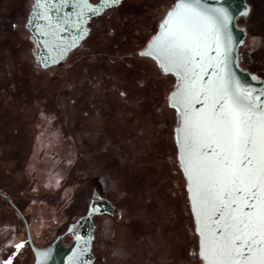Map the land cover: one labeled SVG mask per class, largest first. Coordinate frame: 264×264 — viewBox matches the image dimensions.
Masks as SVG:
<instances>
[{
  "label": "rangeland",
  "instance_id": "rangeland-1",
  "mask_svg": "<svg viewBox=\"0 0 264 264\" xmlns=\"http://www.w3.org/2000/svg\"><path fill=\"white\" fill-rule=\"evenodd\" d=\"M27 1L0 0V156L5 160L0 178L26 210L34 242L48 243L66 231L98 190L115 212L95 217V264H195L174 120L140 124L120 146L113 130L126 126L138 100L119 106L106 98L100 106L68 92L98 62L95 54L124 56L143 49L174 0H125L93 20L97 46L71 54L65 70L44 71L33 68L29 32L14 18L24 13ZM248 1L252 10L243 21L248 37L241 52L245 66L264 75V0ZM113 91L123 93L120 87ZM92 110L104 115L92 122ZM105 124L109 128L100 127ZM0 219V264H31L34 254L15 213L0 205Z\"/></svg>",
  "mask_w": 264,
  "mask_h": 264
},
{
  "label": "snow or ice",
  "instance_id": "snow-or-ice-1",
  "mask_svg": "<svg viewBox=\"0 0 264 264\" xmlns=\"http://www.w3.org/2000/svg\"><path fill=\"white\" fill-rule=\"evenodd\" d=\"M213 11L221 24L191 4H178L140 55L153 56L187 82L171 99L180 105L177 111L184 109L178 143L201 258L205 264H264V101L249 90H234L224 78L219 87L194 92L197 69L205 70L211 44L220 55L219 33L229 20L223 10ZM194 95L197 102L201 95L211 101L207 112H189Z\"/></svg>",
  "mask_w": 264,
  "mask_h": 264
},
{
  "label": "water",
  "instance_id": "water-1",
  "mask_svg": "<svg viewBox=\"0 0 264 264\" xmlns=\"http://www.w3.org/2000/svg\"><path fill=\"white\" fill-rule=\"evenodd\" d=\"M123 1L119 0V3H113V0H34L27 28L30 30L31 38L36 44L37 51L34 54L36 62L43 69L66 63L71 53L90 36L92 19L103 15L111 8L119 7ZM180 3L193 5L201 13L216 19L218 24L222 22L213 10L221 9L229 17L227 25L222 27L219 33L220 55L217 56L216 54V45L211 44L204 59L205 70L197 69L200 79L196 83L194 92L198 93L209 87H219L222 83L221 78H224L231 83L234 90L237 87L240 90H249L253 96L259 95L260 100L264 101V95H260L264 93V78L245 68L241 62V49L246 44L248 31L245 26L239 24L238 20L240 17L249 16L251 13L252 7L248 0H198V3L197 0H174L163 19L159 22L156 32L152 35L146 47L139 51V54L149 50V45L162 32L160 26L166 19L167 14L170 11L175 12L176 6ZM192 23L195 26L198 22L193 20ZM148 57L153 58V56ZM153 59L164 74L173 75L176 78V85L168 96V102L169 106L177 112V125L174 128V136L178 150V162L186 180L187 197L190 210L194 216L195 232L199 237V257L205 264L200 256L201 237L197 232V221L190 199L189 183L181 165V148L178 143L182 136L178 129L181 127L184 109L181 108L180 111H177L180 105L173 106L174 102L171 99L173 93L182 91L187 82L181 79L176 71H166L157 59ZM209 65L211 66L209 67ZM209 81L212 83L209 84ZM210 104L211 101H206L203 95L200 96L199 102H197L194 95L191 98L189 112L191 114L207 112ZM206 150L211 154L210 148ZM6 198L11 201V198ZM114 212L115 205L112 201L104 197L98 190H94L88 211L71 222L66 230V234L72 235V241L65 245L63 243L64 235H59L46 247L36 245L29 223L24 214L20 212L26 225L27 240L34 254V261L31 264H93L95 261L93 253L94 217L102 214L113 215Z\"/></svg>",
  "mask_w": 264,
  "mask_h": 264
},
{
  "label": "trees",
  "instance_id": "trees-1",
  "mask_svg": "<svg viewBox=\"0 0 264 264\" xmlns=\"http://www.w3.org/2000/svg\"><path fill=\"white\" fill-rule=\"evenodd\" d=\"M247 17L248 16L240 17L238 20L239 24L245 26L246 28L247 26L243 23V21ZM122 40L124 39L121 38V41ZM89 42H91V44H89ZM97 43L98 41L95 40L92 34L87 40H85L84 45L80 48H77L73 54H79L82 51L84 53V51H86L87 49H91L97 46ZM87 44H89V48L85 47ZM117 50H119L118 47ZM241 55L243 56L242 52ZM94 56H96L98 62L92 65V69H86L83 81L75 88L69 87L68 92L71 95H79V98H75V100L85 99L86 102H88L89 104L95 102L100 106L104 105V101L106 100V98V102L109 101L111 105L117 103V105L119 106L125 105L124 103H126L128 99L133 98L138 100V102L133 107H130V109H132V115L130 116V118L127 119L126 126H116V129L113 130L114 136L117 135L119 140H122L120 146L124 145L123 139L127 137L129 133L136 134V131L139 129L140 124L143 127L149 123L153 125L154 123L160 124V122H162L163 120H169V122L171 120H174V126L177 125V112L174 108H171L169 106L168 102V96L170 92L175 88L176 78L173 75L164 74L153 58L148 56H141L139 54V50L136 51L135 54L134 52H130L124 56H121L119 53H109L106 55L95 54ZM64 65L65 64H62L55 68H64L65 70L67 66ZM255 72L259 76L264 78V75H262L260 71L255 69ZM114 73H116V75H114ZM96 74L97 76H95ZM131 75H133L134 78H131ZM118 77L122 78L123 81H119ZM119 87L122 89L123 93H116L113 91L114 89H117ZM106 89L107 91H105ZM145 89H148V91L146 92ZM100 90L103 93L101 94V96L98 97L96 94H98ZM72 102H74V98L72 99ZM75 104L76 103L74 102V106H76ZM99 114L100 116L104 115L103 113L93 112V110L90 111V115H92V122L94 121V119L97 118V115ZM100 127H104V129L109 128L108 126H106V124ZM173 140L175 148L177 150L174 132ZM176 160L179 167V180H185L184 175L179 166L178 156H176ZM184 191L186 192V198L189 205L186 186L184 187ZM188 215L191 218V222L193 225V233L194 237L196 238V240H194L193 242V254L195 255V264H203V261L200 259L198 253L199 237L195 232L194 216L190 210V205L188 206ZM25 240L28 242L26 230Z\"/></svg>",
  "mask_w": 264,
  "mask_h": 264
},
{
  "label": "flooded vegetation",
  "instance_id": "flooded-vegetation-1",
  "mask_svg": "<svg viewBox=\"0 0 264 264\" xmlns=\"http://www.w3.org/2000/svg\"><path fill=\"white\" fill-rule=\"evenodd\" d=\"M93 1H97V0H93ZM33 3H34V0H33ZM33 3H31V0L29 1H27V3H26V5H25V8H24V13L23 14H21V16L19 17V15H15L14 16V18L19 22V25L21 26V29H24L26 32H29V42L31 43V45H32V48L30 49V51H31V54L33 55V57H34V61H35V65H32L33 66V68H35V69H40V70H42V71H44V70H51L52 68H55V67H57V66H54V67H50V68H48V69H43V68H41L40 66H39V64L36 62V60H35V56H34V54L36 53V51H37V49H36V44H35V42L32 40V38H31V33H30V30L27 28V22H28V18H29V14H30V11H31V9H32V6H33ZM125 3V0L123 1V3L122 4H124ZM120 5L119 7H114V8H111V9H109V10H107L103 15H101V16H99V17H96V20L97 19H101V17H103L105 14H107V13H112V11H114L115 9H117V8H120V7H122L123 5ZM93 20H95V18H93L92 19V21H91V23H90V26H91V33H90V36L92 35V33H93V23H94V21ZM17 33V32H16ZM17 35H18V37L21 39V36L19 35V33H17ZM89 36V37H90ZM88 37V38H89ZM87 38V39H88ZM21 41H22V39H21ZM24 43V42H23ZM84 43H85V41H84ZM84 43L81 45V46H83L84 45ZM28 46V45H27ZM80 46V47H81ZM79 47V48H80ZM146 47V46H145ZM144 47V48H145ZM143 48V49H144ZM141 50V49H140ZM139 50V51H140ZM74 53V51L71 53V54H73ZM70 57H71V55H70ZM69 57V58H70ZM241 57H242V59H241V62H242V65L245 67V68H247V69H249L250 71H252V72H255V69L252 67V66H245V63H244V57L241 55ZM68 58V59H69ZM65 64V63H64ZM60 65H62V64H60ZM60 65H58V66H60ZM256 73V72H255ZM5 164V160H2L1 159V156H0V166L2 165V164ZM2 179L3 178H0V205H6V206H8L14 213H15V222L16 223H18V224H22L23 225V227H24V229L26 230V225H25V222H24V220H23V218H22V216H21V214H20V212L21 213H23L24 214V216L26 217V219H27V221H28V216H27V214H26V210L25 209H23L22 208V205L17 201V199L14 197V195L12 194V192L11 191H8L7 189H6V187L4 186V184L2 183L3 181H2ZM6 197H9V198H11V201L10 200H8ZM91 201V200H90ZM90 204V203H89ZM89 204H88V207H89ZM88 207H87V210H86V212L88 211ZM85 212V213H86ZM84 213V214H85ZM84 214H82V215H84ZM103 215V214H102ZM96 216H99V215H96ZM95 216V217H96ZM80 217V216H79ZM95 217H94V223H95ZM1 220V219H0ZM28 223H29V221H28ZM20 224V225H21ZM29 226H30V224H29ZM0 227H2V224H1V222H0ZM95 230H96V225H95ZM27 231V230H26ZM59 235H64V237H63V243L65 244V245H67V244H69L71 241H72V235L71 234H66V231H64V232H62V233H60V234H58L56 237H58ZM56 237L52 240V241H50V242H48V243H45V244H37L39 247H46V246H48V245H50L55 239H56ZM66 237H69L70 239L69 240H66ZM94 243V242H93ZM93 253H94V244H93ZM94 256H95V253H94ZM96 263V256H95V261H94V263L93 264H95Z\"/></svg>",
  "mask_w": 264,
  "mask_h": 264
}]
</instances>
